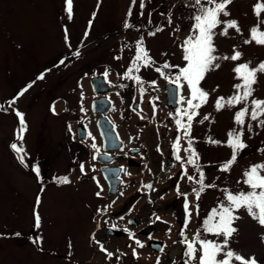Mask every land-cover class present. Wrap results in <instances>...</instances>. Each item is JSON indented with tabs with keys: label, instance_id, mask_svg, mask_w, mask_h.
<instances>
[{
	"label": "rangeland",
	"instance_id": "374dc122",
	"mask_svg": "<svg viewBox=\"0 0 264 264\" xmlns=\"http://www.w3.org/2000/svg\"><path fill=\"white\" fill-rule=\"evenodd\" d=\"M257 2L233 0L228 6L230 17L221 16L222 20H237L243 35L233 29L228 36L216 35L215 54L231 55L235 47L243 55L237 62L217 61L221 67L206 73L200 87L209 93V99L197 110L191 128L205 182H215L221 188L229 187L234 191L238 188L247 191L245 185H237L236 181L249 165L264 161V153L257 151L264 148V127H257V122L245 118L243 141L248 147L240 153L229 173L218 171L217 165L230 158L231 150L222 144L206 143V140L211 137L226 141L227 132L236 127L234 113L243 105L224 107L220 111L215 108L217 97L227 98L235 92L233 85L239 81L232 71L234 63L250 61L255 67L264 61V46L255 42L243 44L250 27L257 24L253 12ZM139 3L137 0L132 6L129 22L133 27L126 30L123 24L131 0H73L71 20L65 11V0H0V105L3 106L0 110V264H156L158 258L160 264H182L184 245L180 243L183 237H178V232L184 231L191 237L222 196L217 189H207L197 201L191 193L196 185L186 177L181 178V162L176 160L171 147L178 134L176 116L166 106L165 95H162L167 80L155 71L164 61L183 65L179 45L190 31V16L194 11L188 7L191 0H146L143 16ZM93 12L96 17L89 29ZM157 27L163 31L149 36L148 32H155ZM216 31L219 33L220 28ZM141 37L156 62L134 73L145 81L143 94L133 80L120 78L134 58L135 45ZM77 50L78 57L73 55ZM61 60L64 64H60ZM105 69L110 73L106 78L110 86L107 97L112 101L107 116L124 142L125 148L120 153L140 150L139 155L128 156L131 162L117 160L113 163L126 170L121 173L122 186L116 196L108 195L107 184L100 173L97 155L102 142L96 128L97 118L90 109L91 101L97 96L92 92L90 79L105 77ZM41 74L44 78L38 79ZM29 84L31 87L10 104ZM253 89L254 97L264 99V73H257ZM181 95L187 97V91L180 92ZM136 102L140 105L139 111L133 108ZM53 106L56 114L51 111ZM16 111L24 114L28 126L22 141L16 140L19 127ZM204 115L210 118L201 124L199 121ZM249 122L253 125L251 132L246 127ZM81 127L87 129L85 140L77 139V128ZM186 140L182 136L179 153L182 157ZM13 142L18 147L23 146L29 167L21 166L16 159L10 148ZM93 143L95 149L91 147ZM33 164L40 167L42 182H38L32 172ZM80 164L85 166L83 173ZM185 168L189 174L196 175L192 166L185 164ZM64 176L71 183L58 184L52 179ZM146 184H151L152 188L144 187ZM177 185L180 192L189 194L191 205H200L199 217L192 208L193 216L187 229L184 228V197L178 195ZM34 210L41 217L39 229L34 227ZM236 215L240 216L234 225L238 232L233 235L230 247L245 256H255L264 264V243L260 241L264 228L243 208ZM132 217L140 222V227L127 224ZM110 227L128 231L124 237L116 238L107 235ZM142 229L148 236L139 233ZM17 232L21 235L16 236ZM129 232L135 233V239L144 247H138L134 239L129 238ZM150 240L163 243L160 254L147 248ZM96 241L114 253L112 260L99 250ZM133 248L139 258L133 257ZM120 253L124 255L117 261Z\"/></svg>",
	"mask_w": 264,
	"mask_h": 264
},
{
	"label": "snow or ice",
	"instance_id": "6c2138e0",
	"mask_svg": "<svg viewBox=\"0 0 264 264\" xmlns=\"http://www.w3.org/2000/svg\"><path fill=\"white\" fill-rule=\"evenodd\" d=\"M146 0H140L139 8L140 15H144ZM137 0H131V6L126 14L127 18L124 21L123 27L127 30L133 27L129 22L133 11L132 6H135ZM233 3V0H191L190 6L194 10L190 16L191 23L189 25V34L180 43L182 50L183 65H173L168 61H164L155 67V71L165 78L170 85H175L177 91L183 93L187 91V97L181 95L180 103L185 104L182 110L177 109V113L180 115V119L175 120L177 125V136L171 147L175 154L177 161H180V167L183 170L182 177H186L189 182L196 185L191 189V193L194 195L197 201L200 200L201 195L207 189H217L222 193V196L218 198V202L213 206L210 211L203 218L200 227L192 234L191 237L185 235L184 231H181L180 235L183 239L180 241L184 245L183 262L182 264H260L255 256H245L242 251L234 250L230 247V241L235 233L238 232V228L235 227V222L240 219V216L236 215L241 208L245 209L248 216L255 221L261 228H264V161L254 163L244 169L241 174V179L236 181L237 185H245L247 191L242 188L232 190L229 187H220L215 182L206 183V175L203 171V166L200 164L199 153L193 146V139L191 138L192 122L195 116L198 115L197 110L208 102L209 93L200 87L201 81L205 78L206 73L212 70L219 69L220 63L217 61H232L237 62L242 58V53L235 47L232 50L231 55L219 56L215 53L217 49L214 45V37L216 35L228 36L229 30L233 29L239 35H243L239 22L234 19L222 20L223 17H230L231 13L228 10V6ZM99 7V4L97 5ZM65 11L68 19L73 18V0H65ZM254 15L257 18V24L250 27L249 36L243 40V44L248 45L253 42L255 44L264 46V30H261V25H264V2L258 0L253 6ZM149 15V23H151V13ZM96 17V12L92 14V20H89V29L92 26V22ZM169 24H171V18H169ZM220 28L219 33L216 29ZM180 29L177 27L176 29ZM163 31L162 28L157 27L155 32H148L149 36H154L156 33ZM88 32H85L87 37ZM65 41H68L67 29H65ZM73 55L79 56L80 52L74 51ZM163 55H167L164 53ZM119 59V57H117ZM64 60L60 61V64H64ZM156 62L149 55L148 50L144 46V38L141 37L135 45V55L131 60L130 65L127 67L121 79L133 80L138 86V90L141 94L144 92L145 81L138 73L141 67H152ZM232 71L235 74V79L239 82L233 85L235 92L233 95L225 98L223 96L217 97L215 101V108L217 111L222 110L224 107L234 108L237 105H243L238 108L234 113V124L236 127L230 129L227 132L226 141H220L212 139L211 137L206 140V143H212L214 145H223L231 150L230 158L217 165L218 171L222 173H229L237 163L240 153L248 147L243 141L244 128L246 119L255 121L257 127H264V99H259L253 96V85L257 83V73H264V61L259 62L255 67L251 66V62L234 63ZM108 69H105L103 75L105 78L109 76ZM119 75V74H118ZM43 74L38 79H43ZM153 86L155 81L152 82ZM31 87L29 84L26 88L18 93L17 97L9 103H15V100L23 95L24 92ZM120 87H126V85H120ZM119 95V93H117ZM3 106L0 105V110ZM84 109L81 108V111ZM53 114L55 113V106L51 108ZM16 116L19 118V127L16 130V140L22 141L23 134L27 131L28 126L24 119V114L16 111ZM186 117V122L182 123V120ZM209 115H204L199 121L203 124L209 120ZM247 131H252V123H247ZM69 131L71 126L69 125ZM187 138V147L183 148L184 156L179 153L181 151L180 141L181 138ZM93 149L96 148V144L91 145ZM10 148L16 155V159L21 166L27 168L28 164L25 162V156L27 153L24 151L23 146H17V143L10 144ZM157 147V151H159ZM257 151L264 153V148H259ZM185 164L192 166L196 175L189 174L188 169L185 168ZM147 167V166H146ZM32 172L35 173L38 182H42L41 169L37 164L31 166ZM80 170L83 173L85 171L84 164H80ZM122 171H125L122 169ZM127 174V173H126ZM54 182L58 184H69L71 181L67 176L53 177ZM144 187L152 188L151 184H146ZM43 191V188H41ZM178 195L184 197V210H185V225L187 229L193 216L192 208H195V214L199 217L200 205H191L189 203L188 193L180 192V186L177 185ZM97 196L100 193H96ZM40 197L37 196L36 204L39 205ZM159 219V217H157ZM34 227L39 229L41 226V217L34 210ZM131 223V221H129ZM125 232L128 229H124ZM129 238L134 239L135 244L142 248L144 245L139 239H135V233L129 232ZM16 236H20L19 232L15 233ZM215 237L216 239H209L208 237ZM93 239L95 236L93 235ZM260 241L264 243V232L260 233ZM38 243V240L35 241ZM99 245V250L105 253L108 260H112L114 253L109 252L103 244L96 241ZM71 247V245H69ZM163 249H161L162 251ZM133 257L139 258L136 248H133ZM124 253H120L116 256V260L119 261L120 257ZM156 264H160L159 258ZM175 264V262H173Z\"/></svg>",
	"mask_w": 264,
	"mask_h": 264
},
{
	"label": "water",
	"instance_id": "95a60500",
	"mask_svg": "<svg viewBox=\"0 0 264 264\" xmlns=\"http://www.w3.org/2000/svg\"><path fill=\"white\" fill-rule=\"evenodd\" d=\"M90 85L92 92L95 95H101L100 97L93 99L91 102V113L93 116L98 118L96 127L102 141V149L97 156V162L101 165L100 172L107 184L108 195L116 196L122 185V179L120 178V175L123 168L121 166H111V164L119 157L112 154L121 152L124 149V143L120 140L115 125L107 117V114L112 107V103L106 96L109 92V86L106 85V79L100 76L92 77L90 80ZM165 94L166 105L172 110H175L178 100V91L175 85H170L167 83L165 86ZM133 108L135 110L140 109L137 103L134 104ZM77 137L80 140H85L87 137L86 130L79 128L77 131ZM139 152L140 151L138 149H134L131 150L129 154L133 155ZM120 158L125 159L127 156H120ZM168 166H171L170 162L168 163ZM129 221H131V223H129ZM129 221L128 224L132 227L140 226V222L135 218H131ZM141 233H145V231L143 230ZM107 234L110 236L122 237L125 233L123 231H116L112 228H109L107 229ZM147 247L155 253H161L163 245L160 241L155 240L149 241Z\"/></svg>",
	"mask_w": 264,
	"mask_h": 264
},
{
	"label": "flooded vegetation",
	"instance_id": "af4514ba",
	"mask_svg": "<svg viewBox=\"0 0 264 264\" xmlns=\"http://www.w3.org/2000/svg\"><path fill=\"white\" fill-rule=\"evenodd\" d=\"M122 154H124V153H122ZM118 160H119V159H118ZM121 160L126 161V162H131V160H129L128 157L125 158V159H121ZM116 161H117V160H116ZM143 235H147V236H148V233L145 232V234H143Z\"/></svg>",
	"mask_w": 264,
	"mask_h": 264
}]
</instances>
